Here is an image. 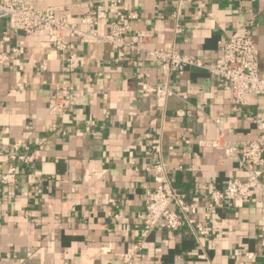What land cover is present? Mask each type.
<instances>
[{
    "label": "crops",
    "instance_id": "1",
    "mask_svg": "<svg viewBox=\"0 0 264 264\" xmlns=\"http://www.w3.org/2000/svg\"><path fill=\"white\" fill-rule=\"evenodd\" d=\"M30 1L55 7L82 29L80 17L93 14L92 30L99 34L119 15L135 14L133 32L153 31L146 47L175 48L206 67L222 56V39L251 30L264 72V0H182L178 22L175 0ZM6 28L0 19V52L16 46L19 54L0 65V169L9 166L14 146L37 159L13 161L16 182L0 185V264H117L118 255L142 239L146 192L156 187L147 167L158 159L173 184L200 205L198 219L209 234L158 227L135 264H264L260 188L250 201L205 209L212 189L246 177L236 158L207 143L221 137L214 120L224 118L227 139L241 151L259 133L263 96L250 95L236 110L231 87L207 68L169 73L152 57L118 53L89 35L77 41L80 68L67 74L48 32H12L6 42ZM143 66L176 92L163 106L142 97ZM65 81L80 99L71 111L52 116L49 100Z\"/></svg>",
    "mask_w": 264,
    "mask_h": 264
},
{
    "label": "built area",
    "instance_id": "2",
    "mask_svg": "<svg viewBox=\"0 0 264 264\" xmlns=\"http://www.w3.org/2000/svg\"><path fill=\"white\" fill-rule=\"evenodd\" d=\"M175 1L178 9L174 12V17L178 22L179 5L182 0ZM85 2L92 5L97 0H85ZM135 16V14H121L111 21L107 33L99 34L92 30L96 21L93 14L80 17V23L87 27L82 29L74 25L66 14L57 13L55 7H38L30 0H0V19L7 20V28L3 32L2 39L10 42L12 32H22L26 35H33L40 30L48 32L51 36L49 44L60 54L63 71L67 74L74 73L80 68L81 59L76 50L77 41L89 35L110 44L118 53L130 52L140 56L143 61L152 57L162 70L169 73L173 71L181 73L189 65L207 68L211 76L222 79L231 87L236 110L247 106L249 96L252 94L264 97V72L260 68V51L251 30L243 35L222 39V56L213 66L206 67L201 59L180 53L175 48L146 47L145 42L152 36L153 31L133 32L131 20ZM176 31L181 32L178 23ZM18 54L19 49L16 46L11 47V52H0V65ZM118 58H121L120 54ZM139 74L143 78L140 86L142 97H153L160 106H163L168 97L176 95L168 80L153 79L146 67L143 66ZM79 99L76 89L65 81L57 93L50 98L48 112L52 116H62L71 111ZM214 121L221 137L219 140L206 142L223 149L228 156L236 158L246 177H232L224 188H214L207 193L205 196L207 211L229 209L238 201H250L255 195L256 188H260L264 195V108L258 116V135L241 151L227 139L224 118ZM52 126L56 127V124L53 123ZM29 128L33 127L29 126ZM8 158L12 163H9L6 170L0 169V185L16 182L17 166L13 161L31 165L37 156L34 153L20 151L19 146H14V151ZM147 170L154 173L156 187L146 192L142 239L121 252L117 264H135L144 240L158 227L177 231L187 226L195 233L209 234L208 227L198 219L200 205L190 200L183 190L173 184L168 165L158 159L150 163ZM247 257L254 260L255 254L247 253Z\"/></svg>",
    "mask_w": 264,
    "mask_h": 264
}]
</instances>
